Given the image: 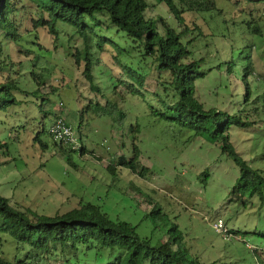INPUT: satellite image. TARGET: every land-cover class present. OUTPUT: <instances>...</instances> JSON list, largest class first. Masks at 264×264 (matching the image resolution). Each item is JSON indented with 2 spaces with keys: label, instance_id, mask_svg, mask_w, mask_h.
I'll list each match as a JSON object with an SVG mask.
<instances>
[{
  "label": "rangeland",
  "instance_id": "1",
  "mask_svg": "<svg viewBox=\"0 0 264 264\" xmlns=\"http://www.w3.org/2000/svg\"><path fill=\"white\" fill-rule=\"evenodd\" d=\"M263 4L264 0H216L215 9L199 13L205 18L203 23L197 13H185L187 24L196 29L198 21L204 33L198 35L194 30L187 34L186 39L198 35L188 47L195 57H202V68L212 66L196 81V94L204 108L232 112L244 106L240 76L247 54L258 60V72H264V43L257 44L264 37ZM157 13L179 28L166 5L160 3L146 10V15ZM31 16L35 14L26 15L24 21L28 29ZM99 18L107 25L103 15ZM249 24L260 26L261 34L249 29ZM56 26L57 38L41 28L37 38L29 33L21 39L31 50L28 57L36 60L41 82L38 96L28 92L20 104L10 102L0 108V194L18 208L48 214L64 211L79 200L91 201L113 219L135 225L138 234L153 243L169 237L172 241L177 235L173 247L179 245L187 257H196L202 264H264V199L258 193L232 191L240 170L222 151L221 143L207 132L195 134L159 115H150L147 101L159 105L154 90L167 102L175 100L172 87L156 83L152 75L143 83L150 91L147 99L131 93L125 83L113 88L121 74L116 55L129 66L140 68L145 65L139 62L141 45L114 36L128 53L125 56L118 54L110 42L99 47L95 39L90 40L97 59L95 82L100 87L94 90L83 76V65L73 63L70 55L71 46L82 45L75 27L60 20ZM104 31L113 34L112 27ZM252 41L255 46L249 47ZM10 47L15 60L23 59L19 67L21 86L28 91L35 89L27 53L14 44ZM230 56L236 62L232 77L226 75L224 65L216 66ZM144 69L149 67L145 65ZM262 80L248 76L252 96L258 92L264 95ZM108 97L118 106L107 101ZM29 98L35 103L28 104ZM119 108L125 114L122 122ZM59 114L87 148L83 153L73 151L71 161L66 160V152L53 143L48 132L41 134L45 147L33 141L41 125L47 128ZM259 117L262 120L247 127L233 124L229 134L237 152L264 174L263 109ZM133 144L139 148L138 168L144 164L148 167L146 175L117 163L121 153L131 156ZM112 165L116 167L113 171ZM217 217L224 219L234 235L224 237L214 230L212 222Z\"/></svg>",
  "mask_w": 264,
  "mask_h": 264
},
{
  "label": "trees",
  "instance_id": "2",
  "mask_svg": "<svg viewBox=\"0 0 264 264\" xmlns=\"http://www.w3.org/2000/svg\"><path fill=\"white\" fill-rule=\"evenodd\" d=\"M160 3L167 6L179 28L171 25L161 13L146 15L149 6ZM216 7V0H0V108L10 102L20 104L28 92L38 96L36 92H39L40 74L35 69V58L28 57L30 48L21 40L26 34L32 33L37 38L40 29L46 28L57 38L58 20L72 24L75 27L74 34L81 38L82 45L71 46L70 55L73 63L83 65V76L94 90L100 87L95 82L94 66L97 59L91 50L90 40L95 39L99 47L110 42L118 54L125 56L128 53L118 38L128 42L132 40L136 42L135 46L141 45L140 55L143 60L140 57L139 62L149 69L143 71L145 65L140 68L131 67L116 55L121 74L113 88L119 82L125 83L131 93L147 99L150 91L143 87V83L148 75H152L156 83L163 84L165 88L167 85L172 87L175 92V100L172 102H167L154 90L159 105L147 101L150 115H159L195 134L207 132L212 139L221 143L222 151L230 155L239 166L240 175L232 191L258 193L264 199L262 169L252 167L237 152L229 134L233 124L247 127L262 120L259 113L262 109L264 111V95L258 92L252 96L253 86L248 81L249 75L264 81V72H258V60L247 54V63L242 68L240 80L243 107L233 109L232 112L216 107L204 108L196 94V81L204 77L212 66L202 68V57H195L193 50L188 47L196 36L204 33L198 21L196 29L187 24L185 13H197L203 23L205 18L199 13ZM31 13L35 16H31V28L28 29L24 21L26 15ZM100 15L105 17L107 25L99 18ZM111 27L113 36L104 31V28ZM248 27L261 34L260 26L249 24ZM194 30H197L198 35L186 39L185 36ZM116 35L119 37L115 38ZM34 42L43 47L40 42ZM262 43L264 37L257 44L260 46ZM11 44L27 53L31 61L30 77L37 84L35 89L28 91L21 86L19 67L23 59L15 60L12 57ZM247 45L255 46V42ZM155 62V66L151 65ZM235 64L234 57L230 56L219 60L216 66L221 68L224 65L222 68L226 75L232 77ZM26 101L28 104L35 103L31 98ZM107 101L118 106L114 99L108 97ZM119 109L122 122L125 114L122 108ZM40 128L41 131L39 129L36 132L33 141L45 147L46 142L42 141L41 134L49 133L48 127L41 125ZM138 128L136 125L135 130ZM53 143L66 152L68 161H71L73 151L83 153L87 150L81 137L77 148L55 139ZM138 152V146L133 144L131 156L121 153L117 163L143 176L148 172V167L144 164L138 168ZM114 168L112 165L111 171ZM176 237L174 235L172 241L169 237L153 243L150 238L141 237L135 225L126 220L113 219L100 205L91 201L79 200L77 205L64 211L48 214L31 208H18L9 202L8 197L0 194V264H48L49 261L59 264H202L196 257H187L179 245L173 247L177 243Z\"/></svg>",
  "mask_w": 264,
  "mask_h": 264
},
{
  "label": "built area",
  "instance_id": "3",
  "mask_svg": "<svg viewBox=\"0 0 264 264\" xmlns=\"http://www.w3.org/2000/svg\"><path fill=\"white\" fill-rule=\"evenodd\" d=\"M262 11L264 12V4L262 7ZM48 131L53 139L59 140L73 148H77L80 144L79 137L78 135H76L72 125L68 123V121H66L64 116L61 114L54 117L53 121L48 126ZM212 226L215 231L221 233L224 237L234 235L229 231L223 218L221 217H217L212 222Z\"/></svg>",
  "mask_w": 264,
  "mask_h": 264
},
{
  "label": "water",
  "instance_id": "4",
  "mask_svg": "<svg viewBox=\"0 0 264 264\" xmlns=\"http://www.w3.org/2000/svg\"><path fill=\"white\" fill-rule=\"evenodd\" d=\"M1 2H2V0H1Z\"/></svg>",
  "mask_w": 264,
  "mask_h": 264
}]
</instances>
